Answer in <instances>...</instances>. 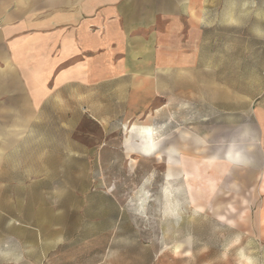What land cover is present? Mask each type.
Instances as JSON below:
<instances>
[{
	"label": "rangeland",
	"instance_id": "obj_1",
	"mask_svg": "<svg viewBox=\"0 0 264 264\" xmlns=\"http://www.w3.org/2000/svg\"><path fill=\"white\" fill-rule=\"evenodd\" d=\"M253 26L227 40L217 24L218 54L154 73L155 96L129 118L122 105L98 116L102 103L76 102V89L58 95L36 148L3 169L21 183L4 185L0 264H264V54L231 52L264 48ZM143 124L158 157L127 151ZM229 149L247 162L225 160Z\"/></svg>",
	"mask_w": 264,
	"mask_h": 264
},
{
	"label": "crops",
	"instance_id": "obj_2",
	"mask_svg": "<svg viewBox=\"0 0 264 264\" xmlns=\"http://www.w3.org/2000/svg\"><path fill=\"white\" fill-rule=\"evenodd\" d=\"M5 2L0 0V232L12 214L6 212L4 185L21 183L3 169L15 167L23 150L36 148L31 138L37 121L47 119L48 110L51 116L58 95L76 89L82 94L76 102L102 103L98 116L110 118L115 105H122L129 118L155 96L154 73L194 69L205 56L218 54L211 44L217 24L227 40L230 33L244 40L250 25L252 37L264 39V0H12L7 7ZM220 51L230 52L228 46ZM231 52L259 57L264 48ZM227 154L231 164L247 162L242 153L239 161ZM210 166L227 169L225 163ZM260 176L264 181V170Z\"/></svg>",
	"mask_w": 264,
	"mask_h": 264
},
{
	"label": "bare ground",
	"instance_id": "obj_3",
	"mask_svg": "<svg viewBox=\"0 0 264 264\" xmlns=\"http://www.w3.org/2000/svg\"><path fill=\"white\" fill-rule=\"evenodd\" d=\"M135 136L138 138H141L140 143L137 148H127L128 152L135 151V152H139L141 154L147 155V156H151V155H155V157L159 156V152H158L159 151L158 150L159 141L158 140L160 139H157V137L155 136L151 124H143V125L138 126L135 131ZM227 153H228L227 154L228 158L233 161H239V159L243 158L241 152L237 150L232 151L229 149ZM245 161H246V158H245ZM241 162L244 163L243 160ZM169 165L170 166H168L169 168L166 173L167 179H170L174 175L173 173L174 171L172 170L173 167L170 163Z\"/></svg>",
	"mask_w": 264,
	"mask_h": 264
}]
</instances>
